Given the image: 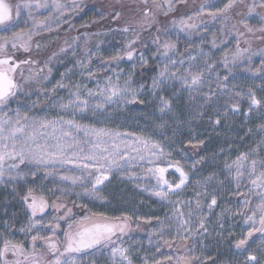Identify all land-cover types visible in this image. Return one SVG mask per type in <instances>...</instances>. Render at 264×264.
I'll return each instance as SVG.
<instances>
[{
    "label": "rangeland",
    "instance_id": "1",
    "mask_svg": "<svg viewBox=\"0 0 264 264\" xmlns=\"http://www.w3.org/2000/svg\"><path fill=\"white\" fill-rule=\"evenodd\" d=\"M81 1L57 0L63 8L56 9L53 0H32L33 5L39 3L46 7H33L30 10L31 18L25 11L19 26L7 33L0 29V36L11 37L13 32L21 29L25 33L23 39L16 42L15 49L8 43L5 50L0 52V59L10 57V63L19 65L12 75L20 85L17 95L11 97L6 105H0V119L15 123L17 111L20 113V123L25 125H30L32 121L58 120L60 117L64 120L71 119L79 125L112 133L113 135L103 138L109 150L116 144L122 154L127 153L128 157L134 159L130 164L122 160L124 167L113 170L109 182L95 192L92 191L93 177L71 163L50 164L45 168L26 162L12 170L15 180L6 173L0 178V246L4 239H10L22 243L27 252H32L31 237L38 234L50 238L63 251L64 232L69 223L82 220L85 216L98 220L99 216L93 214L103 212L107 213L103 216L119 217L121 221L128 217L126 230L134 232L132 240L118 239L116 246L128 249L132 264H162L160 245L165 239L162 235L164 227H167V238L180 236L179 241H173L180 242L183 237V241L190 245L193 234L184 232L177 235L172 227L177 225L181 212L185 210L188 215L189 209H198L192 205L187 206L194 200L196 202L211 195L222 199L242 197V206L236 207V213L246 210L249 215L252 211V215L255 212V218L259 220L261 213L258 205L264 199V185L257 187L251 181L264 168L258 163L255 175H249V170L251 159L264 161V132L260 131V126L264 125V39L258 38L262 34L259 32L260 36H255L259 42L256 46L254 44L257 42L252 43L254 50L234 63L227 58L228 66L225 67V56L231 51L226 18H216L209 22L202 19L201 22L205 25L202 24L201 29L198 27L199 31L196 32L181 31L176 26L179 20H169L160 44L174 42L178 48L172 59L177 61L176 68L180 69V74L184 75L183 70L191 67L193 72H203L204 82L199 91L190 93L186 88H181L179 81H175V86L169 84L163 89H157L153 95L150 87L152 79L166 62L157 51L160 47L134 52V56L128 59L126 53L132 50L126 41L134 35L131 36V32L127 31L102 32V21L107 25V19L117 17L116 7L120 0ZM184 1L170 0L171 6ZM252 1L257 5L260 3V0ZM6 2L15 5L23 0ZM137 2L140 1H126V15L134 11ZM227 2L228 0H204L201 11L216 12ZM144 5L146 9L154 6L162 11L169 7L164 0H147ZM241 8L244 9V6L236 3L233 10ZM133 15L134 12L131 16ZM261 15H264V9L256 7L254 13H248L245 22L254 29L259 28L264 24L260 20ZM28 34H31L30 39ZM25 47L27 51L24 50ZM188 51H193L194 54L183 56ZM116 56L120 59L112 60ZM21 61L29 63H20ZM144 61L153 62L154 70L140 71L139 67L147 64ZM180 61L183 63H179ZM209 65L212 67L209 68ZM173 70L175 69L170 68V71ZM58 82L67 87H56ZM76 85H79L80 100L88 101L87 110L61 109L60 104L76 99L72 95L77 92ZM110 86L135 89L139 99L145 103H128L132 98L129 93L118 103L106 104L104 110L94 113L92 109L96 102H103L104 99L100 95L101 90ZM249 89L261 102L259 106H252L251 111ZM89 91L92 95H89ZM212 92H215L214 96L211 95ZM237 92L242 93V97L236 96ZM161 96L171 101L170 110L164 113L159 111ZM206 97H211L207 103ZM234 102L239 103V110L235 112L230 107ZM25 114L27 120L23 119ZM217 118L220 120L219 124L215 123ZM61 126L73 131L77 138L85 139L82 131L75 133L68 125H57V129ZM8 127L5 125L6 129ZM115 133H119V136ZM137 138L140 143H136ZM87 139L91 140V137ZM11 143L12 141L8 143V150H11ZM54 143L55 140L52 144ZM153 144L158 147L153 148ZM82 146L85 152L81 156L86 155L90 149V144ZM241 153L248 154L249 161H246L244 176L237 182L235 166L230 172L225 165L232 164ZM79 162L91 163L82 159ZM12 163L11 160L6 161L5 167ZM169 163L179 164L187 173V185L179 193L169 194L167 198L161 199L153 194L160 190L151 170ZM64 176L83 177L84 180L73 183L72 179H62ZM210 176L213 177L212 180L207 179ZM168 179L172 184L177 182L173 173H168ZM30 188L37 197H44L48 207L32 217V222H39L32 231L24 232L20 229L26 228L30 223L31 212L21 196ZM85 188L89 190L88 193ZM185 197H193L194 200L181 205L180 200ZM233 204L229 207L230 215L235 212ZM53 205L63 207L57 210ZM69 209L70 218L65 216ZM163 215H166L164 220L161 218ZM142 229H145V233H140ZM197 236L201 235L195 234L196 238ZM203 236L201 241L205 242L206 235ZM261 244L260 253L264 261V240ZM200 246L198 251L201 253L204 249ZM35 252L40 264H48L54 259L43 239L35 242ZM102 252L103 255L95 249H88L66 254L62 259L68 261V264H111V249L104 248ZM18 258L23 260L22 256H13L9 252L0 259V264H4L5 260L8 264H14Z\"/></svg>",
    "mask_w": 264,
    "mask_h": 264
},
{
    "label": "snow or ice",
    "instance_id": "2",
    "mask_svg": "<svg viewBox=\"0 0 264 264\" xmlns=\"http://www.w3.org/2000/svg\"><path fill=\"white\" fill-rule=\"evenodd\" d=\"M147 3V0H144ZM166 4L171 7L170 0H164ZM54 7L56 9L63 8V5L53 0ZM236 0H228L224 4L222 9H217L216 12H209L208 15L216 18L218 14L227 13V11L235 6ZM160 7V5H157ZM33 7H46L45 4H35L33 5L32 0H23V2H17L15 5H12L6 0H0V29H3L4 33L9 32L11 29L16 28L20 24V19L24 15V12H28L29 18H31V9ZM210 7H212L210 5ZM256 7L264 9V0H260V3L249 6L248 12L252 14L255 12ZM15 12V14H14ZM145 15L148 13L145 11ZM116 16L119 17V13H116ZM191 19V17H189ZM260 20L264 21V15L260 16ZM25 24L27 20L24 21ZM184 21H181V24H184ZM244 26L249 33L260 32L262 35L258 37L259 39H264V24L259 28L251 27L247 22H244ZM191 28L194 25H187ZM184 29L181 28V31ZM124 31H129L128 28H125ZM24 29H21L19 32H13L11 37L6 35L0 36V52H3L8 43H11V47L15 49L17 47V41L23 39ZM239 35H243L240 33ZM28 38H31V34H28ZM134 43V42H133ZM154 44H159L160 48L157 49L159 55L162 57L165 63L163 67L159 68L157 76H154L152 79L151 89L153 95H155L157 89H163L169 84L175 86L173 82L179 81L181 83L182 89H187L190 93L199 91V87L202 86L204 82V75L202 71L193 72L191 67L185 68L184 75L180 74V69L176 68L177 61L172 59V55L175 54L176 44L171 41H166L163 44H160L159 37L153 40ZM21 47H24L21 45ZM162 49V51L160 50ZM25 51L28 49L25 47ZM244 51H247L245 49ZM133 55L132 51H128L126 56L128 59H131ZM155 55V53H154ZM120 59L119 56L112 57V60ZM194 59V58H193ZM233 62L239 59V52L233 54ZM11 58L0 59V105H6L11 97L17 95V91L20 85L17 84L16 80L13 77V73L16 71V68L19 66L16 63H10ZM143 60V58H142ZM20 63H29V61H21ZM147 63V61H144ZM179 63H183L180 61ZM83 67V65H81ZM228 66L227 56H225V67ZM209 68L212 65L208 66ZM171 69H175L170 71ZM51 69H49V72ZM91 75V73L89 74ZM227 79V77H225ZM127 83V82H126ZM58 88H66L67 85L62 82H58L56 85ZM77 92L72 93L76 97L75 100H69L67 104H60L61 109L67 110L69 108L79 111H85L88 108L87 100H80L79 94V85H76ZM218 87L221 85L218 84ZM179 91V90H178ZM131 93V99L128 100V103H145V101L139 99L137 91L135 89H129L127 87L121 89L116 86H110L106 89L101 90L100 95L104 97L103 102L97 101L92 111L95 113L97 110H104L105 105L109 103H118L121 98ZM251 105L249 111H251L252 106H259L260 101L256 99L255 94L249 89ZM89 95H92L89 91ZM212 96L215 95V92L211 93ZM236 96L242 97V93L237 92ZM116 98V99H114ZM211 97H206L205 102L207 103ZM160 108L159 111L164 113L166 110H170L171 101L165 99L163 96L160 97ZM35 103V102H34ZM232 111L239 110V103L234 102L230 105ZM226 114V113H225ZM247 115V113H246ZM24 120H27V114L23 117ZM21 117L19 111H17V119L15 123H12L10 120L0 119V141H4L3 144H0V178L4 177L7 173L12 180L16 179V176H13L12 170L19 168L20 165L27 163L35 164L37 166H44L47 168L48 165L52 164H74L77 168H82L87 171L88 176L93 177L92 182V191L95 192L97 186L102 185L105 181H108L113 170H120L124 167V164L121 161H125L126 164H130L131 160L127 156V153H121L119 147L116 144L112 145V150L106 146L107 142L103 139L105 136H111L112 133L104 129H95L88 126L79 125L74 120H64L63 117H60L58 120H41V121H32L30 125H25L20 123ZM216 124L220 123L219 118L215 121ZM5 125H8V129L5 128ZM57 125H68L71 129L75 130V133L83 132L84 140L77 138L73 131L66 130L62 126L57 129ZM51 128L52 134L49 135L46 130ZM41 129L45 131H41ZM59 131L60 135H56V132ZM260 131L264 132V125L260 126ZM116 136H119V133H115ZM69 139H65V138ZM91 137V140L87 138ZM55 140V143H49V140ZM8 140H11V151H9ZM43 141V142H41ZM141 141L137 138L136 143ZM200 143H203L201 141ZM90 144V149L86 155L81 156L85 152V149L82 145ZM153 148L158 147V145L153 144ZM133 151H138L133 149ZM89 161L91 163H80V160ZM141 159L143 157L141 156ZM13 161L11 165L7 168L5 167L6 161ZM18 161V163H17ZM246 161H249V156L246 153H241L237 156L236 160L232 164H226L225 167L231 169L235 166V179L239 182V179L244 176V169L246 167ZM260 164L264 168V161H257L256 159H251V166L249 170V175L256 174L257 164ZM176 172L179 173V182L175 184L169 183L165 179L164 173L165 168H156L153 171V174L157 176L158 184L161 186L160 191H156L153 194L160 197L161 199L167 198L170 192L181 189L185 185L188 176L182 168L177 164L175 166ZM35 175V173H33ZM62 179H72L73 183H76L77 180L83 182V177H67L64 176ZM212 180L213 177L210 176L207 178ZM253 185L260 187L264 185V171H262L255 179L251 181ZM167 186L168 191H164L163 188ZM88 189L85 188V192L88 193ZM197 195H200L197 193ZM207 195V193H205ZM24 204L27 206V209L31 212L30 223L26 228H21V231L31 232L32 229L36 226L38 221L32 222V217H35L38 212H44L45 208L48 207L47 201L43 196L37 197L34 191L30 188L28 191L21 196ZM217 199L215 195L212 196L211 202L208 204L209 210L212 209L213 205H216ZM247 203V201H245ZM53 207L59 208L63 205H53ZM196 207L199 209L201 207L200 202L197 201ZM258 211L261 213L259 224L260 227H255L256 225V213L253 212L252 216H248L245 220V224L248 225L251 222V226L248 228L246 234H242L240 238L235 241V249L243 253L247 251V244L249 243L250 238L255 232L261 233V238L264 240V199L260 205H258ZM71 209L65 213V216H69ZM94 216H99L100 219L93 220L90 217L85 216L82 220L69 223L68 229L64 232V247L63 251L57 247L56 243L50 241V238H45L42 236L33 235L31 237L33 242V251L27 252L22 243L13 242L10 239H4L2 246H0V259H2L6 253L11 252L13 256L23 257V260L16 259L14 264H40V259L37 257L35 252V242L38 239L45 240L48 251L53 255L54 259L49 261L48 264H68V261L62 259L66 254L70 253H80L84 250L95 249L103 255L102 249L109 248L111 246V264H122V262H127V264H132L131 259L128 255V249L120 248L116 246V240L120 239L121 236L125 234L126 229L128 228L127 220L128 217H124V220L121 221L119 217L109 218L103 216L102 214H93ZM191 215V212L189 213ZM180 216H183V213H180ZM70 218V216H69ZM59 219H64V217H59ZM204 228V224L200 225ZM55 227H58L55 226ZM207 229L205 228V231ZM119 234V235H118ZM167 243V242H166ZM119 257V259H118ZM4 264H8V261H4ZM243 264H259L255 255L249 253L246 257Z\"/></svg>",
    "mask_w": 264,
    "mask_h": 264
},
{
    "label": "flooded vegetation",
    "instance_id": "3",
    "mask_svg": "<svg viewBox=\"0 0 264 264\" xmlns=\"http://www.w3.org/2000/svg\"><path fill=\"white\" fill-rule=\"evenodd\" d=\"M212 196L201 200L198 199L197 201L200 202L201 207L199 209H189L187 211L188 215L185 214V210L181 212L183 216L178 217L179 223L176 222L177 225L175 224L172 227L177 235L184 234V232L192 233L193 236L191 237L190 245L186 241H183V237L180 239V242L173 241V239L179 241L180 236L167 238L165 234L167 227H164L162 235L165 239L162 245H160L162 250V264H183L184 262H189L190 264H199L202 262L205 264H243L249 253L256 256L259 264H263L264 261L260 253L262 246L260 232H255L250 238L246 246L247 251L240 253L234 247L235 241L242 234H246L248 228L251 226V222L248 225L245 224L248 215L246 210H239V214L236 213V207H241L244 199L242 197L222 199V197L220 198L215 195L217 203L209 210L208 204L211 202ZM191 200H194V198L185 197L180 200V204L182 205L183 202H190ZM197 201L195 202L194 200L192 204H188L187 206L192 205L195 208ZM231 203H234V215L229 214ZM190 212L191 215H189ZM100 214L106 215L107 213L100 212ZM249 215H252V211L249 212ZM165 217L166 215H163L161 217L162 220ZM202 223L204 224V228L200 226ZM255 227H260L259 220H256ZM205 228L207 229L206 231ZM144 230L142 229L140 233H145ZM133 233L126 230L125 234L119 240L125 238L132 240L131 236ZM195 234L201 236H197L196 238ZM204 234L206 235L205 242L201 241L204 239ZM113 239L119 241L116 237H113ZM199 246L204 249L201 253L198 251ZM107 249H111V246Z\"/></svg>",
    "mask_w": 264,
    "mask_h": 264
},
{
    "label": "trees",
    "instance_id": "4",
    "mask_svg": "<svg viewBox=\"0 0 264 264\" xmlns=\"http://www.w3.org/2000/svg\"><path fill=\"white\" fill-rule=\"evenodd\" d=\"M127 0H120L116 9L119 13V17L114 19H107L109 23L106 25L102 21V32L110 33L113 31H117V33H124L125 28H128V33L131 32V36L126 42L128 43L129 49L132 52H143L147 48H156L160 47L158 44H154L153 40L159 37L160 43L162 42L163 33L167 30V25L170 21L178 22L176 24L177 28H183L184 31H192L196 32L201 29V26L205 25L201 21L202 19H206L207 22L214 20L213 17L208 15V13L201 11L202 4L204 0H185L184 2L177 3L168 7V10L162 11L160 8L157 9L153 7H149L148 9L144 8V1L139 0L137 2V7H134V11L131 12L130 15H126L125 4ZM77 2H82L81 0H77ZM237 4L244 6V9L233 10L235 6L227 11L224 14H218L216 18H222L223 20L226 18L228 20V33L230 36L231 42V51L228 52L227 58L230 62H233V54L239 52L238 61L249 54L253 48V44L255 46L258 45L259 40L255 38V36L259 35V32L249 33L244 26V22L248 15V8L251 5H254V1L252 0H236ZM235 3V4H236ZM246 3V4H244ZM145 11H147L148 15H145ZM134 12L133 17L131 16ZM197 13V14H196ZM207 16L208 18H205ZM191 17V19H189ZM134 18V19H133ZM215 18V19H216ZM181 21H184V24H181ZM194 25V27H187V25ZM203 24V25H202ZM199 27V29H198ZM99 31V30H98ZM243 33V35H239ZM258 40V41H257ZM134 42V43H133ZM253 43V44H252ZM178 46H176L177 50ZM247 49V51H244ZM183 56H189L194 54L193 51H188L184 53ZM134 54L132 55V57ZM237 61V60H236ZM235 61V62H236ZM155 66L153 62H149L146 65L140 66L139 70L143 71L148 69L149 71H153Z\"/></svg>",
    "mask_w": 264,
    "mask_h": 264
},
{
    "label": "bare ground",
    "instance_id": "5",
    "mask_svg": "<svg viewBox=\"0 0 264 264\" xmlns=\"http://www.w3.org/2000/svg\"><path fill=\"white\" fill-rule=\"evenodd\" d=\"M41 131H45V130H43V129H41ZM46 132L49 134V135H51L52 134V129L51 128H49V129H47L46 130ZM56 135H59V133L58 132H56ZM11 140H8L7 141V143H9ZM53 141L54 140H49V143H53ZM41 142H43V141H41ZM4 143V141H0V144H3ZM9 151H11V150H9ZM59 166V165H58ZM175 166H176V164H172V163H169V164H166V165H164V166H156L154 169H152L151 170V172L153 173V171L156 169V168H165L166 169V171H165V173H164V176H165V179H167L168 181H169V179H168V177H167V174L168 173H173L176 177H177V180H178V182H179V173L178 172H176V170H175ZM183 170V169H182ZM184 171V170H183ZM185 172V171H184ZM186 173V172H185ZM154 175V174H153ZM155 176V179L157 180V176L156 175H154ZM109 182V180L108 181H105L102 185H99V186H97V189L99 190V189H101V188H103V186L106 184V183H108ZM158 182V181H157ZM177 182V183H178ZM170 183V182H169ZM172 184V183H171ZM187 185V181H186V183H185V185L184 186H182V188L181 189H178V190H175V191H173V192H170L169 194H177V193H179L180 191H182L183 189H184V187ZM159 190H161V186L159 185ZM163 190L164 191H168V189H167V186H165L164 188H163Z\"/></svg>",
    "mask_w": 264,
    "mask_h": 264
}]
</instances>
